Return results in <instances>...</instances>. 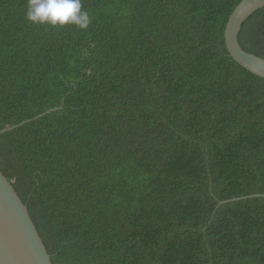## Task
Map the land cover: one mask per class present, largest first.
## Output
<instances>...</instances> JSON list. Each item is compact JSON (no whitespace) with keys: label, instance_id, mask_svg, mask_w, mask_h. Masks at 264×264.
<instances>
[{"label":"trees","instance_id":"trees-1","mask_svg":"<svg viewBox=\"0 0 264 264\" xmlns=\"http://www.w3.org/2000/svg\"><path fill=\"white\" fill-rule=\"evenodd\" d=\"M242 1L0 0V170L53 264H264ZM240 43L264 58V8Z\"/></svg>","mask_w":264,"mask_h":264},{"label":"water","instance_id":"water-1","mask_svg":"<svg viewBox=\"0 0 264 264\" xmlns=\"http://www.w3.org/2000/svg\"><path fill=\"white\" fill-rule=\"evenodd\" d=\"M263 8L264 0H243L234 10L225 29L226 47L230 56L244 69L262 79H264V58L247 53L241 46L240 34L244 23ZM57 110L60 108L51 109L46 114ZM13 129L7 128L0 134ZM250 197H264V195ZM241 200L244 198L224 201L219 206ZM0 264H53L28 206L1 170Z\"/></svg>","mask_w":264,"mask_h":264}]
</instances>
